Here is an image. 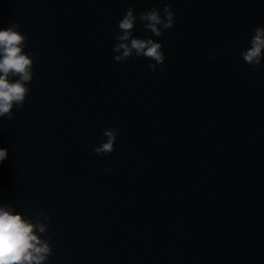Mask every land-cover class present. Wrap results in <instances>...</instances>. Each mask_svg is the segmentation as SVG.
Here are the masks:
<instances>
[{"label":"water","instance_id":"1","mask_svg":"<svg viewBox=\"0 0 264 264\" xmlns=\"http://www.w3.org/2000/svg\"><path fill=\"white\" fill-rule=\"evenodd\" d=\"M166 4L172 28L133 32L164 64L117 62L128 8ZM12 23L37 59L24 107L0 117V195L43 213L46 264H264V60L241 56L264 0H0Z\"/></svg>","mask_w":264,"mask_h":264},{"label":"clouds","instance_id":"2","mask_svg":"<svg viewBox=\"0 0 264 264\" xmlns=\"http://www.w3.org/2000/svg\"><path fill=\"white\" fill-rule=\"evenodd\" d=\"M161 11L163 15L161 14ZM139 21L145 31L159 37L164 30L174 26L175 16L171 4H166L160 10L152 8L139 14L135 7H129L126 14L118 22V33L115 35L116 44L113 52L117 62L126 61L132 56L144 57L155 63L147 67L156 72L158 65H163L166 59L162 43L152 38L134 37L135 24ZM19 24L12 23L6 29L0 30V117L12 120L13 108L24 107L26 98L31 91L29 85L33 80L34 57L26 53L27 36L17 29ZM251 46L241 53L243 61L259 70L264 60V26L252 29ZM163 69L161 68V71ZM15 78V79H14ZM107 138L99 146L94 147L97 155L104 156L115 150L118 129L110 128L103 132ZM8 157V150L0 148V163ZM111 171V169H106ZM35 221L17 212L10 203H3L0 195V264H46L52 254L49 239L46 235L48 225L41 221V212L33 214ZM45 220L48 217H44Z\"/></svg>","mask_w":264,"mask_h":264}]
</instances>
